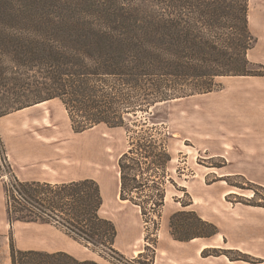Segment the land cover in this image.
I'll return each mask as SVG.
<instances>
[{"label": "trees", "instance_id": "16d2710c", "mask_svg": "<svg viewBox=\"0 0 264 264\" xmlns=\"http://www.w3.org/2000/svg\"><path fill=\"white\" fill-rule=\"evenodd\" d=\"M255 42L248 0H0V116L58 98L75 132L100 124L142 129L148 122L137 119L140 111L211 92L219 76L256 75L250 65L257 63L247 57ZM171 159L165 143L151 135L130 139L118 158L120 198L139 206L142 215L148 209L158 214L164 184L143 174ZM146 186L151 193L139 195ZM4 194L9 222L52 223L85 246L117 252V228L100 213L103 198L93 178L49 182L13 176ZM181 216L193 220L176 221ZM170 227L211 228L187 239L217 232L191 210L173 213ZM10 258L11 264H99L13 243Z\"/></svg>", "mask_w": 264, "mask_h": 264}, {"label": "rangeland", "instance_id": "374dc122", "mask_svg": "<svg viewBox=\"0 0 264 264\" xmlns=\"http://www.w3.org/2000/svg\"><path fill=\"white\" fill-rule=\"evenodd\" d=\"M248 6L264 15V0H249ZM263 40L264 34L257 40L261 48ZM258 64L250 65L256 75L219 76L211 92L160 102L151 113L138 112L137 119L148 122L142 129L133 124L128 129L100 124L75 132L58 98L1 115L0 264H11L10 243L18 248L16 241L26 238L28 228L46 227L50 236L52 227L57 228L41 221L7 220L5 184L13 176L24 180L35 168L40 181L85 177L97 181L103 198L101 215L123 230L119 242H114L117 252L101 253L57 229L76 241L83 257L99 264L151 260L153 264H264V258L248 251L249 241L239 236L240 230L247 232L264 216V64ZM137 135L163 141L172 158L164 167L143 174L164 184L165 202L158 214L148 209L142 215L139 206L119 196L118 158ZM149 193L147 186L139 191L142 196ZM180 210L194 211L214 224L217 232L187 239L211 228L170 227L172 214ZM183 218L193 220L181 216L176 221ZM131 227L142 237L134 246L123 247ZM172 232L187 240L174 239ZM202 243L208 244L204 253H191ZM257 248L264 253V246ZM136 250L142 252L140 258Z\"/></svg>", "mask_w": 264, "mask_h": 264}, {"label": "crops", "instance_id": "0c3cea01", "mask_svg": "<svg viewBox=\"0 0 264 264\" xmlns=\"http://www.w3.org/2000/svg\"><path fill=\"white\" fill-rule=\"evenodd\" d=\"M259 19L260 21H258ZM263 19H264L263 14H257L255 11L251 12L248 6V27L252 34L253 33L256 34V36L253 34L256 37V42L254 43L253 47L248 50L247 56L250 61L254 63H261V64H264V47L261 48V45L259 46L257 44V40L259 36L264 34V20ZM261 42L259 41V44H261ZM260 49L263 50V53L259 52ZM36 169L37 168L30 171L28 173L29 176H26L24 180H30V179L37 180L38 178L36 176L37 174ZM55 182H59V181H55ZM258 219L259 221L251 225L250 228L247 229L248 230L247 232L240 230L239 236H241L243 240L249 241V244L251 245L252 248L251 249L247 248V249L250 253L258 257L264 258V253L260 252L257 248V246L259 245L264 246V216H262V218L259 217ZM52 228H54L52 231V236L48 235V232L50 230L47 229L46 227L28 228L26 230V238L25 239L19 238L16 241L18 248L22 250L34 249V250H41V251H46V252L65 251L75 256L76 258H79V259L85 258L82 256V252L78 248L77 243H75L76 241H74L72 238L64 234L62 231H60L56 227H52ZM116 228H117V236L115 239V244L118 243L119 240L121 239L122 231H123L122 227H116ZM131 228L132 229L129 233V236L125 238V243L123 244V247L134 246L135 243L139 241L140 238L142 237V234L140 236L135 235L136 228L134 227H131ZM192 240H195V238ZM207 246H208L207 243H202L196 249L192 248L191 253H195L196 251L201 252ZM137 252H139V250L135 251V253Z\"/></svg>", "mask_w": 264, "mask_h": 264}, {"label": "bare ground", "instance_id": "6f19581e", "mask_svg": "<svg viewBox=\"0 0 264 264\" xmlns=\"http://www.w3.org/2000/svg\"><path fill=\"white\" fill-rule=\"evenodd\" d=\"M44 102V101H43ZM43 102H40V103H43ZM40 103H38V104H40ZM118 186H119V183H118ZM138 253V252H137Z\"/></svg>", "mask_w": 264, "mask_h": 264}]
</instances>
